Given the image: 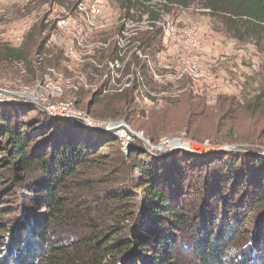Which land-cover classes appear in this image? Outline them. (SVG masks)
Here are the masks:
<instances>
[{
	"label": "trees",
	"instance_id": "obj_1",
	"mask_svg": "<svg viewBox=\"0 0 264 264\" xmlns=\"http://www.w3.org/2000/svg\"><path fill=\"white\" fill-rule=\"evenodd\" d=\"M110 1L124 18L148 16L153 28L169 7L198 5L223 19L227 36L264 56V0ZM54 27L36 26L20 48L0 42V73L16 63L61 68L62 50L42 38ZM131 42L154 53L160 32ZM104 51L95 49L101 57L89 64L94 71L116 58L117 48L108 57ZM148 76L142 66L140 79L148 82ZM137 84L106 98L102 86L88 112L98 120L134 123L135 102L128 98ZM74 94L75 105L82 103L85 94ZM106 99L116 108L112 116L93 110ZM254 104L264 107V86ZM36 109L0 108V264H264V157L179 151L171 161L154 160L138 138L127 141V153L114 132L84 133L71 120L57 122ZM137 127L158 142L145 125ZM223 137L217 140L226 143ZM246 208L256 218L245 224Z\"/></svg>",
	"mask_w": 264,
	"mask_h": 264
},
{
	"label": "rangeland",
	"instance_id": "obj_2",
	"mask_svg": "<svg viewBox=\"0 0 264 264\" xmlns=\"http://www.w3.org/2000/svg\"><path fill=\"white\" fill-rule=\"evenodd\" d=\"M101 1L107 15L103 28L87 30L84 38L90 48L78 51L75 58L70 59L64 52L65 37L45 30L42 33L44 44L62 50L61 68L44 70L35 62L27 69L23 63H16L12 71L0 73V108H37L57 122L71 120L84 133L108 134L115 128L114 134L123 141L125 152L128 153L127 141L141 138L154 160L171 161L175 153L190 152L188 150H197L200 154L190 153L207 157L212 154L206 153L226 146L237 147L243 152L220 153L264 157V107L253 108L254 98L264 86V56L252 44L227 36L223 19L198 5L189 9L169 7V12L164 11L153 28L148 16L140 19L138 14L135 19L124 18L117 5L110 0ZM149 5L153 7L155 3L149 2ZM63 8L56 3L40 6L35 0H0V42L13 48L22 47L33 28L42 23L49 26ZM126 21L125 28L133 34H129L130 38L140 39L147 33L159 31L161 44L154 53L148 50L145 53L137 42L124 43L122 80L121 84H115L110 80V61L103 60L99 72L89 64L97 63L101 57L95 49H104L108 57L110 50L118 47V37ZM193 60L198 63V73L192 68ZM85 66L87 74H81ZM142 66L149 72L148 82L140 79ZM127 79L132 81L130 88L126 87ZM135 84L137 89L133 97L131 93L128 98L129 101L134 98L135 102L131 108L134 123L98 120L91 113L92 109L88 112L92 95L102 86V95L106 98L126 94ZM76 90L85 94L78 105H75ZM60 102H73L74 107ZM115 109L112 101L106 99L93 110L112 116ZM225 109L220 115L219 111ZM73 118L83 119L90 128ZM140 124L159 136L156 144L145 131L138 129ZM222 136L227 138L226 143L219 142L225 141L220 139ZM229 138L238 143L227 142ZM176 139L181 142L176 144ZM255 218L256 215L249 214L246 208L241 219H246V224Z\"/></svg>",
	"mask_w": 264,
	"mask_h": 264
},
{
	"label": "built area",
	"instance_id": "obj_3",
	"mask_svg": "<svg viewBox=\"0 0 264 264\" xmlns=\"http://www.w3.org/2000/svg\"><path fill=\"white\" fill-rule=\"evenodd\" d=\"M72 1V7H64L62 13L54 20L55 27L52 30L53 33L55 32L65 37L64 52L70 59L75 58L78 51L81 52L90 48L84 38L87 30L103 28L102 23L107 15L106 6L101 0ZM126 26H128L127 21L124 24V28ZM129 34L133 35L126 28L123 30L121 29V36L118 37L116 58L109 62L110 80L115 84H121L123 60L126 55L125 46L122 45L124 43H130V40L133 37L130 38ZM192 68L194 72L198 73V63L196 60H193ZM128 80L129 79L125 80V82ZM131 86L132 81H128L126 87L130 88ZM59 104L70 106L71 108L74 107L73 102H60Z\"/></svg>",
	"mask_w": 264,
	"mask_h": 264
},
{
	"label": "water",
	"instance_id": "obj_4",
	"mask_svg": "<svg viewBox=\"0 0 264 264\" xmlns=\"http://www.w3.org/2000/svg\"><path fill=\"white\" fill-rule=\"evenodd\" d=\"M76 122H78L79 124H81V125H83V126H85V127H87V128H90V126L89 125H87L86 124V122L83 120V119H79V118H73ZM110 132H114L115 131V128H113V129H111V130H109ZM140 140L141 141H144L143 139H141L140 138ZM181 142V140L179 139H176L175 140V143L177 144V143H180ZM145 145H146V143H145ZM147 146V145H146ZM147 148V147H146ZM188 151H190V152H192V153H195V154H200L197 150H188ZM229 151H238V152H243L242 151V149H239V148H237V147H232V146H226V147H223V148H221V149H219V150H215V151H213V152H210V153H206V154H213V153H220V152H229Z\"/></svg>",
	"mask_w": 264,
	"mask_h": 264
},
{
	"label": "bare ground",
	"instance_id": "obj_5",
	"mask_svg": "<svg viewBox=\"0 0 264 264\" xmlns=\"http://www.w3.org/2000/svg\"><path fill=\"white\" fill-rule=\"evenodd\" d=\"M185 146H189V144H185Z\"/></svg>",
	"mask_w": 264,
	"mask_h": 264
}]
</instances>
